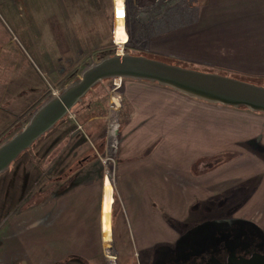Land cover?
<instances>
[{
  "label": "rangeland",
  "instance_id": "1",
  "mask_svg": "<svg viewBox=\"0 0 264 264\" xmlns=\"http://www.w3.org/2000/svg\"><path fill=\"white\" fill-rule=\"evenodd\" d=\"M58 12L53 7V0H30V2L0 0V90L4 89L3 81H1L4 78L1 76L6 74L10 64L9 59L13 63L16 62L18 70L28 73V75L24 74L23 81L29 82L31 77L33 78V95L39 91L42 92L45 88L46 101L51 97L53 88H57L60 92L65 85L78 78L83 67L116 52L123 54L125 47L135 50L136 52L130 51L135 53L134 55L139 53L169 64L200 72L216 73L264 87V0H97L94 8L90 10L91 25L89 27L92 31L89 37H93L92 47L89 48V43L85 42L87 47L80 51L81 55L76 59H72L74 56H71L68 48L65 49L63 37L57 32L59 27L55 20ZM109 38L115 42L112 41L114 45L110 43ZM58 42L63 48L59 64L57 63L60 56ZM102 47L107 48L101 49ZM66 59L68 62L65 61ZM115 82L117 81L111 80L110 83L107 81L101 88L103 90L108 83L107 104L104 102L105 96L101 93V89H95L97 84L74 107L77 109L79 106H84V112L76 116L79 121L97 117L89 120V125L86 126L88 133L93 136V155L96 157L99 155L102 159H105L107 154L109 157L110 163L108 162L107 169L106 166L104 168L100 159L101 176L103 177L104 172L108 171L112 181L108 177L106 193L103 192L101 195L99 224L101 242L106 241L111 244H113L111 232L113 220L115 229L118 232L121 230V234H117L115 230L116 235H124L119 219L120 214L116 211L119 199L116 194L114 197L112 195L117 145H121L123 126V120L120 122V127L118 124V118L121 116L119 109L122 104L123 88ZM122 83L124 85L125 82L122 81ZM28 86L30 90L31 86ZM29 95L33 96L31 93ZM190 99L199 104L201 102L211 106L220 105L195 98ZM0 101L1 105L7 103L4 97L0 98ZM35 102L32 100L28 104L26 114L13 121V125L6 129L0 140L11 135L10 133L17 127L24 125L30 113L36 108ZM239 110L262 114L263 119L248 117L246 122L236 119L229 126L225 124L223 127L221 124L220 129L223 127L221 137L213 140L215 145L218 144L221 149L218 153L219 157H215L216 160L219 159V162L215 163L224 168L223 178L226 177L239 183L243 178L241 176L253 175L256 178L252 181L255 186L260 179H264V166L253 157H259L264 161V114L252 112L243 107ZM189 112L194 116L200 115L198 107L191 103ZM203 114L204 122L208 123L210 118L205 109ZM3 123V119H0V126ZM235 126H241L244 130L236 129ZM45 134L36 140L32 147L22 152L9 168L0 174V218L9 212L14 213L30 206L39 197L52 191L53 178L48 177L50 174L46 176L43 174L38 178L35 177V171L28 172L27 167L28 161L31 160L29 151L48 136ZM232 140L238 141L234 144ZM98 142L102 143L101 146ZM187 143H192L189 137ZM106 149L108 153L105 152ZM233 159L236 160L235 163ZM202 160L192 164L193 174L201 172V169L197 170V165ZM229 161L231 163L226 165ZM239 163L241 167H234ZM39 188L40 191L35 192ZM245 190L239 185H231L222 190L220 198L218 197L219 199L213 202V208L210 206L212 208L210 211L208 206L203 208V213H200L201 209L197 212L191 211V214L195 212L197 216L190 215L188 220L197 221L175 222L179 228L182 224L188 225V228H181L184 239L174 245L166 246L164 250L158 249L159 256L155 264H166L175 259L183 246L194 248L195 242L203 234L204 229L213 225L219 226L234 222L237 219L233 218L232 214L236 211L237 218L249 216L250 218L247 219L263 220L264 200L262 198L264 194L257 195L263 201L256 199V196L255 199L245 200L250 194V191ZM113 200H115L114 214H112L114 218L111 215ZM6 217L0 220V226L4 224ZM14 224H17V228L8 229L7 234H11L16 240H20L22 236L19 229L22 228L21 230L25 232L24 228L29 224L32 225L25 221L22 223L18 221ZM117 238L120 239V237ZM92 241L93 248L86 250L88 255L93 256L92 264H108L101 255L99 232L92 234ZM122 251L128 253L127 250ZM125 257L119 260V264H143L144 261L143 258L135 256L134 260L129 262V259Z\"/></svg>",
  "mask_w": 264,
  "mask_h": 264
},
{
  "label": "crops",
  "instance_id": "2",
  "mask_svg": "<svg viewBox=\"0 0 264 264\" xmlns=\"http://www.w3.org/2000/svg\"><path fill=\"white\" fill-rule=\"evenodd\" d=\"M95 3L97 0H53V7L59 11L55 20L59 27L57 32L63 37L65 49L68 48L71 56H74L72 59L80 57V51L87 47L85 42L89 43V48L92 47L93 37H89L92 31L89 27L90 10ZM58 46L59 64L63 48L60 44ZM8 61L10 64L6 74L1 76L4 78L1 79L4 84L1 98L7 99L4 105L0 101V119L4 121L2 127L22 118L32 100L36 101L37 107L47 96L44 88L30 100V81H23L24 74L28 73L18 70L16 62ZM65 61L68 62V59ZM16 79L17 83H12ZM115 81L123 88L121 117L125 118L122 119L121 145H117L112 195L114 197L116 194L119 199L116 211H119L124 235H116V231L121 234V230L118 232L115 229L113 220V244L101 242L100 199L102 193H106L108 177L111 181L112 177L108 171L101 176L100 159L107 169L109 157L108 154L105 159L100 158L98 153L97 157L93 155V136L88 133L86 126L89 120L97 117L81 119L67 133L44 169V176L50 174L48 177L53 178L52 191L39 197L30 206L10 213L0 226V264H92L93 256L88 255L86 250L93 248L92 234L98 232L101 255L106 263L119 264V260L125 256L131 262L137 256L144 259L143 264H155L159 256L158 249L164 250L166 246L184 239L181 228H188V225L182 224L179 228L175 222L197 221H189L188 218L190 215L197 216L195 212L199 209L203 213L207 206L210 211L222 190L231 185H239L245 191H250L245 200H264L257 197L264 194V179H260L254 186L252 181L256 178L253 175L241 176L243 178L239 183L223 178L224 168L215 165L219 160L215 157H219L221 149L213 141L221 137L225 124L229 126L236 119L246 122L248 117L263 119L262 114H252L239 108L199 104L153 82L127 80L123 85L122 81ZM190 103L198 107L200 115L194 116L189 112ZM74 107L68 115L73 120L84 112V106L77 109ZM204 109L210 118L208 123L204 122ZM221 124L223 127L220 129ZM235 127L244 130L241 126ZM188 137L191 144L187 143ZM237 141L232 140L234 144ZM105 152L108 153V149ZM206 157L207 161L204 162ZM253 157L264 166L261 158ZM198 160H202L197 165V170L201 169V172L193 174L191 166ZM233 161L236 162L235 159ZM230 163L226 162V165ZM238 166L241 167V164L234 165ZM192 210H195L193 214ZM232 217H238L237 211ZM252 219L263 224L264 214L263 220ZM18 221L32 223L24 228L25 232L19 229L22 235L20 240L7 234L8 229L17 228V224L13 223ZM213 227L215 225L202 232ZM118 250H127L128 253L121 251L122 256L118 258ZM171 263L172 260L166 264Z\"/></svg>",
  "mask_w": 264,
  "mask_h": 264
},
{
  "label": "water",
  "instance_id": "3",
  "mask_svg": "<svg viewBox=\"0 0 264 264\" xmlns=\"http://www.w3.org/2000/svg\"><path fill=\"white\" fill-rule=\"evenodd\" d=\"M107 79L153 82L189 98L234 108L243 107L264 114L262 86L216 73L200 72L169 64L144 55L116 52L83 67L78 78L65 85L57 95L47 98L36 107L26 123L0 143V174L36 140L70 115L72 108L81 102L94 86Z\"/></svg>",
  "mask_w": 264,
  "mask_h": 264
},
{
  "label": "flooded vegetation",
  "instance_id": "4",
  "mask_svg": "<svg viewBox=\"0 0 264 264\" xmlns=\"http://www.w3.org/2000/svg\"><path fill=\"white\" fill-rule=\"evenodd\" d=\"M233 218L201 234L194 248H180L171 264H264V222Z\"/></svg>",
  "mask_w": 264,
  "mask_h": 264
},
{
  "label": "trees",
  "instance_id": "5",
  "mask_svg": "<svg viewBox=\"0 0 264 264\" xmlns=\"http://www.w3.org/2000/svg\"><path fill=\"white\" fill-rule=\"evenodd\" d=\"M263 21V20H262ZM262 24V23H260ZM127 32L129 31L127 28H126ZM129 33V32H128ZM130 39V38H129ZM109 41L112 45L113 42H112V38L110 39L109 38ZM129 41V40H128ZM107 47H102L101 49H106ZM124 49V52L125 53H129V54H135L133 52H130V51H135V50H132V49H129V48H123ZM136 52V51H135ZM137 55H140L139 53H137ZM160 56V55H159ZM127 79H122L123 82H125ZM110 83L111 80L110 79H107V80H103L102 82L98 83V85L96 86L95 89H98V88H102L104 86V83L107 82ZM16 81H12V83H15ZM108 83L106 85V87L102 90L101 89V93L104 94V102H106L107 104V101H106V97H107V90H108ZM31 86V89L29 90V93H28V96L29 98H33V96L31 97L29 94L31 93L33 95V92H32V88L34 86L33 83H32V79H30V84ZM3 87H4V84H3ZM93 90V89H92ZM91 90V91H92ZM90 91V92H91ZM1 92V90H0ZM89 92V93H90ZM1 98V96H0ZM36 103V102H35ZM34 106V105H33ZM1 107V105H0ZM31 114V113H30ZM119 115H122V104L120 106V109H119ZM30 116V115H29ZM29 118V117H28ZM28 120V119H27ZM26 120V121H27ZM122 118L121 116H119L118 118V124H119V127H120V122H121ZM25 121V123H26ZM77 121L79 122V120L77 119V117H75V120L69 118V116H66L64 117L62 120H60L47 134L45 135H48L46 136L45 138H43L42 141H40L34 148H31L32 150L29 151L30 153V156L29 158H31L30 162L28 161V164H27V167H28V172H34L36 173L35 177H38L40 178L41 175H43V172H44V169L46 168L48 162L51 160V158L53 157L54 155V151L56 150V148L59 147V145L62 144V142L64 141L65 139V136L67 135V133L72 130L73 128L76 127L77 125ZM24 123V124H25ZM13 123H10L8 124L5 128L0 126V137L4 134V132L6 131L7 128H9L10 126H12ZM22 126H19L17 127L16 129H14V131H12L10 134H14L16 131H18ZM11 135H8V137H5L3 140H0V143L3 142L4 140H6L7 138H9ZM45 139H47V141H44ZM49 140V141H48ZM42 142H44V144H42ZM35 143V142H34ZM33 143V145H34ZM102 144V143H101ZM32 145V146H33ZM31 146V147H32ZM101 146V145H99ZM103 148V147H102ZM28 150V149H27ZM217 163V162H216ZM215 163V165H217ZM195 166H193L194 168ZM34 169V170H32ZM36 201V200H35ZM114 204H115V200L113 201V204H112V207H111V215L113 214V209H114ZM10 213V212H9ZM8 213V214H9ZM8 214H6L4 217H6ZM3 217V218H4ZM3 218H0L3 219ZM119 251V257L122 256L121 254V251L122 250H118Z\"/></svg>",
  "mask_w": 264,
  "mask_h": 264
},
{
  "label": "built area",
  "instance_id": "6",
  "mask_svg": "<svg viewBox=\"0 0 264 264\" xmlns=\"http://www.w3.org/2000/svg\"><path fill=\"white\" fill-rule=\"evenodd\" d=\"M120 54H122V53H120ZM120 81H121V79H120ZM58 93H59V90L57 88H53L51 91V96L57 95Z\"/></svg>",
  "mask_w": 264,
  "mask_h": 264
},
{
  "label": "snow or ice",
  "instance_id": "7",
  "mask_svg": "<svg viewBox=\"0 0 264 264\" xmlns=\"http://www.w3.org/2000/svg\"><path fill=\"white\" fill-rule=\"evenodd\" d=\"M121 15H122V13H121Z\"/></svg>",
  "mask_w": 264,
  "mask_h": 264
}]
</instances>
